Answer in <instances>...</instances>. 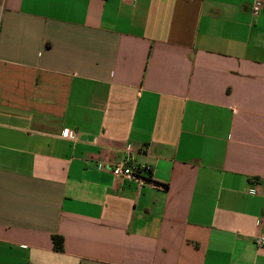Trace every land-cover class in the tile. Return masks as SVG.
<instances>
[{
  "label": "crops",
  "instance_id": "obj_1",
  "mask_svg": "<svg viewBox=\"0 0 264 264\" xmlns=\"http://www.w3.org/2000/svg\"><path fill=\"white\" fill-rule=\"evenodd\" d=\"M129 146L164 188L98 169ZM258 237L264 0H0V264H264Z\"/></svg>",
  "mask_w": 264,
  "mask_h": 264
},
{
  "label": "built area",
  "instance_id": "obj_2",
  "mask_svg": "<svg viewBox=\"0 0 264 264\" xmlns=\"http://www.w3.org/2000/svg\"><path fill=\"white\" fill-rule=\"evenodd\" d=\"M261 11H262V5L259 3H256L253 6V10H252L253 15L257 17ZM64 137L72 138L73 133L69 130H66L64 133ZM131 151L132 149L129 146L126 149L127 158L123 162L114 164V165L100 163L98 165V169L101 171L109 170L115 178L120 179L122 181H128V182L135 183L140 188L146 185H151L155 188H164L162 185H158L154 181H150L147 179L145 175L149 173L151 170L149 166H146V165L133 166L130 164L129 157H130ZM256 243L260 247L264 246V237H258L256 239Z\"/></svg>",
  "mask_w": 264,
  "mask_h": 264
},
{
  "label": "trees",
  "instance_id": "obj_3",
  "mask_svg": "<svg viewBox=\"0 0 264 264\" xmlns=\"http://www.w3.org/2000/svg\"><path fill=\"white\" fill-rule=\"evenodd\" d=\"M54 243H55V248L57 250L62 249V238L61 237H54Z\"/></svg>",
  "mask_w": 264,
  "mask_h": 264
}]
</instances>
